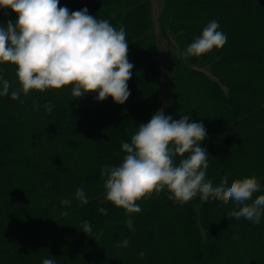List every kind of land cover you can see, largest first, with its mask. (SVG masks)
I'll return each mask as SVG.
<instances>
[{"label":"trees","instance_id":"trees-1","mask_svg":"<svg viewBox=\"0 0 264 264\" xmlns=\"http://www.w3.org/2000/svg\"><path fill=\"white\" fill-rule=\"evenodd\" d=\"M70 11L124 26L134 65L124 104L98 93L74 98L72 85L0 96V264H264L259 224L228 218L237 207L199 196L180 205L167 189L141 199L139 213L106 201L100 170L116 166L140 123L160 108L202 122L207 178L256 176L264 194V0H166L158 16L169 61L158 52L149 0H60ZM17 13L0 8V23ZM215 19L228 37L200 57L180 55ZM17 66L0 78L20 88ZM2 87V85H0ZM23 101V103H21ZM53 105L46 111L43 105ZM179 160V157L177 158ZM82 188L88 203L75 192ZM68 199L69 205L61 201ZM107 209V215L98 208ZM67 212L68 215H63ZM88 221L92 236L82 231ZM128 247H118L124 239ZM144 255L141 257L140 253Z\"/></svg>","mask_w":264,"mask_h":264},{"label":"clouds","instance_id":"clouds-1","mask_svg":"<svg viewBox=\"0 0 264 264\" xmlns=\"http://www.w3.org/2000/svg\"><path fill=\"white\" fill-rule=\"evenodd\" d=\"M59 5L60 0H0V8L18 15L15 21L0 23V63L16 65L20 83V88L10 92V81L0 78V96L10 94L18 100L21 93L27 96L33 89L72 85L71 94L76 99L98 93L94 97L97 101L111 97L115 103L124 104L131 95L128 81L134 68L128 59L125 27L117 29L109 20L92 16L87 7L70 11ZM219 29V23L211 20L180 53L181 57H200L222 48L228 37ZM43 107L50 112L54 106L45 103ZM206 137L202 122H193L188 115L174 119L160 108L148 123L139 124L130 143H121L126 153L122 162L116 166L106 164L100 170L106 201L129 214L139 213L142 209L137 201L167 189L168 199L180 205L197 196L203 202H234L237 207L227 214L229 219L243 218L259 224L264 216V194H254L261 192L260 180L253 175L229 184L225 174L214 185L207 178L209 153L201 146ZM75 198L81 204L88 203L82 188L76 190ZM61 204L69 205L70 201L64 199ZM98 212L107 215L106 208L100 207ZM81 227L92 236L88 221ZM129 244L126 238L117 246ZM42 264L55 262L46 258Z\"/></svg>","mask_w":264,"mask_h":264},{"label":"rangeland","instance_id":"rangeland-1","mask_svg":"<svg viewBox=\"0 0 264 264\" xmlns=\"http://www.w3.org/2000/svg\"><path fill=\"white\" fill-rule=\"evenodd\" d=\"M165 1L166 0H149L150 15H151L153 31H154V40L158 46L157 48L161 56V61H162V57L164 58V60H168V61L170 58L169 50L165 45V41L161 34L160 25L158 21V16L162 12Z\"/></svg>","mask_w":264,"mask_h":264}]
</instances>
